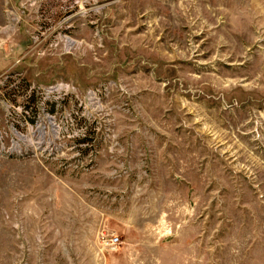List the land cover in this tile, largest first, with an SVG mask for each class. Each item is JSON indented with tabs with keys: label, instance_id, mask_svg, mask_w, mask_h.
<instances>
[{
	"label": "rangeland",
	"instance_id": "rangeland-1",
	"mask_svg": "<svg viewBox=\"0 0 264 264\" xmlns=\"http://www.w3.org/2000/svg\"><path fill=\"white\" fill-rule=\"evenodd\" d=\"M0 264H264V0H0Z\"/></svg>",
	"mask_w": 264,
	"mask_h": 264
},
{
	"label": "built area",
	"instance_id": "built-area-1",
	"mask_svg": "<svg viewBox=\"0 0 264 264\" xmlns=\"http://www.w3.org/2000/svg\"><path fill=\"white\" fill-rule=\"evenodd\" d=\"M112 242H114V241L112 240Z\"/></svg>",
	"mask_w": 264,
	"mask_h": 264
}]
</instances>
